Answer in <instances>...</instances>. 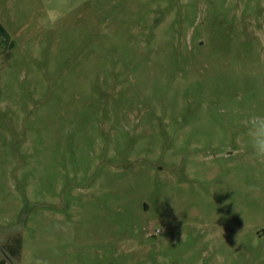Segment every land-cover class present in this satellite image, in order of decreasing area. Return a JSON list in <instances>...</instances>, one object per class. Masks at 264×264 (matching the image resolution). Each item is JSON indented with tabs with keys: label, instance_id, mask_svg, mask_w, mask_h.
<instances>
[{
	"label": "rangeland",
	"instance_id": "rangeland-1",
	"mask_svg": "<svg viewBox=\"0 0 264 264\" xmlns=\"http://www.w3.org/2000/svg\"><path fill=\"white\" fill-rule=\"evenodd\" d=\"M264 0H0V261L264 264Z\"/></svg>",
	"mask_w": 264,
	"mask_h": 264
},
{
	"label": "clouds",
	"instance_id": "clouds-1",
	"mask_svg": "<svg viewBox=\"0 0 264 264\" xmlns=\"http://www.w3.org/2000/svg\"><path fill=\"white\" fill-rule=\"evenodd\" d=\"M250 130V142L256 156L264 159V116L252 118Z\"/></svg>",
	"mask_w": 264,
	"mask_h": 264
},
{
	"label": "trees",
	"instance_id": "trees-1",
	"mask_svg": "<svg viewBox=\"0 0 264 264\" xmlns=\"http://www.w3.org/2000/svg\"><path fill=\"white\" fill-rule=\"evenodd\" d=\"M0 264H4L3 261H0Z\"/></svg>",
	"mask_w": 264,
	"mask_h": 264
}]
</instances>
